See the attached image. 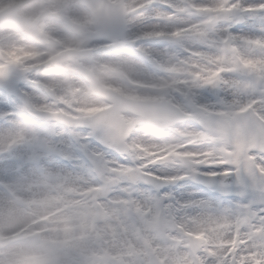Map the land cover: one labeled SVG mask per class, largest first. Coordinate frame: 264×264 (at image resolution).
I'll list each match as a JSON object with an SVG mask.
<instances>
[{
    "label": "snow or ice",
    "instance_id": "obj_1",
    "mask_svg": "<svg viewBox=\"0 0 264 264\" xmlns=\"http://www.w3.org/2000/svg\"><path fill=\"white\" fill-rule=\"evenodd\" d=\"M94 2L106 47L120 54L91 73L92 86L71 107L67 85L39 77L33 60L9 57L35 51L22 33L35 35L38 21L13 32L12 20H4L12 27L0 35V194L42 182L79 186L93 198L97 231L111 237L101 245L112 256L139 251L134 259L97 261L100 248L85 241L65 246L66 255L48 249L43 264H264V0H145L134 21L125 0ZM150 41L168 47L156 50L146 46ZM65 66L57 60L52 70ZM109 73L128 82L125 98L107 115L77 112L94 92L104 93ZM124 107L136 110L145 135H118L113 116ZM31 118L51 122L50 130L42 132ZM173 133L196 137L198 145L182 151L212 153L208 162L149 163L135 150L136 144L164 147ZM240 141L248 146L242 153ZM24 145L42 152L29 154ZM73 156L82 167L73 166ZM229 178L258 199L231 204L232 197L209 190H202L208 199H177L138 189L142 182L164 189L186 180L223 186ZM188 187L195 185L182 186Z\"/></svg>",
    "mask_w": 264,
    "mask_h": 264
},
{
    "label": "clouds",
    "instance_id": "obj_2",
    "mask_svg": "<svg viewBox=\"0 0 264 264\" xmlns=\"http://www.w3.org/2000/svg\"><path fill=\"white\" fill-rule=\"evenodd\" d=\"M129 4L128 16L135 20L142 15L145 0H125ZM4 9V4L0 3V10ZM21 9L44 10L43 17L36 25V34L22 36L29 48L35 51L28 53L26 50L19 49L15 55L24 57V59L33 60L36 66L41 70L37 73L39 77L46 81H57L65 84L69 88V107L77 96L90 88L93 84L91 73L100 67H104L111 61L114 55L120 53L116 50L106 47L108 43L107 30L98 26L94 16L96 4L94 0H25ZM9 26L3 25L0 30L8 31ZM129 27H135L131 23ZM182 30L172 32L174 36L180 35ZM163 33H157L162 35ZM187 44H195L190 38ZM76 45H79L77 47ZM53 48L55 50H53ZM64 61L65 67L58 70H52L54 61ZM109 82L107 92L109 96L91 95L87 97L89 103L76 108L77 112L86 115H107L111 111L112 104L118 103L124 99V93L128 89V82L120 80L115 73H109ZM141 87H154L144 85ZM111 97V103L109 102ZM122 115L127 120L135 119V114L131 111H125ZM149 130L143 128L129 127L124 139L130 136H143Z\"/></svg>",
    "mask_w": 264,
    "mask_h": 264
},
{
    "label": "rangeland",
    "instance_id": "obj_3",
    "mask_svg": "<svg viewBox=\"0 0 264 264\" xmlns=\"http://www.w3.org/2000/svg\"><path fill=\"white\" fill-rule=\"evenodd\" d=\"M25 2V0H0V3L4 4V9L0 10V29L3 28L4 25V20L5 19H11L13 22V28L12 31L14 32L17 27L20 25H25V26H31L35 24L37 21H39L43 15H41V10H35V9H30L29 12L23 16L21 12H19V7ZM46 2V0H44ZM1 31V30H0ZM2 33V32H1ZM255 34V33H249ZM159 44V48H166L168 47V42L166 41H150ZM16 53V51H15ZM14 52L9 53L10 59L14 61H19L17 56L15 55ZM28 53H25V57H27ZM107 94V86H105V91L104 93H93V95H106ZM131 100H134L135 98H130ZM125 112V111H124ZM122 115V113H121ZM36 125L40 128L42 132H47L50 130L51 122L45 121V120H40L39 118H31ZM122 119V117H121ZM124 122L129 123L132 127H135L138 121L135 119L132 120H127V119H122ZM172 136L174 137L173 141H176L178 137H183L180 136L178 133H173ZM184 138V137H183ZM194 140L198 141L196 137H192ZM240 148L238 149L239 153H242L243 151L247 150V145L243 141L239 142ZM22 148H25L28 150L29 154L33 153H41L42 150L39 148V146H20ZM138 145H135V150L141 152L139 150ZM224 155H237L238 153H227L224 152ZM212 153L209 152H200V155L197 156H192V155H182L178 154L175 150L173 145H169L166 150L163 152V160H172V159H177V160H189V161H197V162H208L210 156ZM41 158H47L46 155H41ZM62 158V157H61ZM77 161L80 163L79 157L73 156L72 161ZM149 161V160H148ZM160 162V161H159ZM82 165V164H81ZM83 166V165H82ZM67 171H71V169H67ZM5 183V182H2ZM184 185H195V187H188L186 190L182 188ZM30 191L35 190V187L40 190L41 194H36L38 197L37 200H35V204L33 207H31V204L25 205V201H22V195L18 194H13L11 196H6L4 195L3 198L14 203L16 207H24L25 212H26V217L24 220L18 224H16L14 227H12V230H16L20 226L22 227L23 224H25L29 220H33L34 218H39L40 216H44V214H47L50 209L54 208H60L59 202H57L55 205L47 208H42L43 202L45 199V193L48 195V197L53 198V196L56 198H59L60 201L63 203L62 209L63 212H67V215L71 217V225L72 228H74V234L73 236H70L67 238V244L72 245H80L81 247L84 246V242L88 241L91 245L96 246L97 248H100L99 254L95 255V259L97 261H104L108 259H118L121 257V255L126 256L129 259H134L136 258V254L138 253V249L134 248H129L125 253L120 254L117 253L116 256H112L104 246L101 245L100 241H103V245H108L109 240L111 237L108 239H105V237L97 231L98 227V220H97V215L95 214V211L93 210V198L91 197L90 193L87 191H81L79 190V186H73L70 187L69 189H64L63 186L61 185H49L47 182H42L39 184H34L32 186H27ZM64 189V191H63ZM138 189L141 193H147L149 195H155L157 192H162V191H167L172 193L173 195L176 196L177 199H186L189 194H195L197 199H208V196L204 193L202 190H209V191H215L218 192L220 195H227L229 197H232L231 199V204H238L241 201L247 199V200H253V199H258V194L254 192H249L247 190H243L241 188H228V187H207V186H198L197 184L193 183L192 181H180L176 182L175 184L172 185H166L164 189H157L152 185H149L147 183H141L138 185ZM37 190V191H38ZM35 196V194H34ZM40 196V197H39ZM43 196V197H42ZM46 200V199H45ZM10 204V203H9ZM49 203H46L44 205H48ZM80 205V206H79ZM57 206V207H56ZM49 225H38L37 227H34V231L28 234L27 237L34 238L36 237L39 238L41 236V232L43 233L44 231L49 232ZM20 229V228H19ZM3 231V230H2ZM19 230L16 231V233L13 232L12 237L6 240L0 241V256H2V261L5 260V256L10 255L9 250L13 245H15L21 238V235H19ZM203 239V238H201ZM40 240L41 245L43 244L45 246V251L43 255L41 254L40 256L37 255L36 263L37 264H43V259L46 258L47 255V250L50 248H56L57 250L59 249L58 247H55L54 243L51 242L50 240H44L42 239H37ZM14 242V243H13ZM12 245V246H11ZM10 246V247H9ZM59 251V250H58ZM60 252V251H59ZM41 257H44L41 259ZM9 261L5 260L3 261V264H8ZM2 264V263H0Z\"/></svg>",
    "mask_w": 264,
    "mask_h": 264
},
{
    "label": "bare ground",
    "instance_id": "obj_4",
    "mask_svg": "<svg viewBox=\"0 0 264 264\" xmlns=\"http://www.w3.org/2000/svg\"><path fill=\"white\" fill-rule=\"evenodd\" d=\"M57 2H62V0H57ZM30 9H25L22 10L21 7H19V12H21V14L26 15L29 12ZM2 32V33H1ZM5 31L1 30L0 31V35H2ZM148 47H153L156 50H159V44L157 43H152V42H148L147 45ZM15 53V52H14ZM17 56V58L20 60H23L24 57L18 56V55H14ZM107 75V74H105ZM122 119H126L123 115H121ZM147 138V137H146ZM199 141H196V139L194 140V138H186V137H178V139L176 141H173L171 143L166 144L164 147L159 146L158 143H149L147 145L145 144H136L138 145V149L141 150V153L144 154V156L149 160V163H156L159 161H164L163 160V152L166 150V148L169 145H173L174 150L179 154L182 155H192V156H197L200 155V152H192V151H182V149L186 148V147H191V146H195L198 145ZM43 159H47V158H43ZM74 167H82L81 163H78L77 161H73L72 162ZM71 169V168H69ZM51 170V169H50ZM72 170V169H71ZM56 171H62L61 169H56ZM63 171H67V169H63ZM2 182H5L3 180H0V184H2ZM32 186V185H31ZM77 187V186H76ZM70 187H64V189H69ZM63 189V191H64ZM35 187V190L30 191V189L28 187H23L21 189H19L15 194H21L22 195V201H25V205L31 204V207H33V205L35 204V200H37V196L36 194H41L40 190ZM17 194V196H19ZM35 194V196H34ZM3 194H0V241L2 240H6L9 239L10 237H12L13 232L16 233V231L19 230V228H23V226H25L26 224H28L29 222H32L33 220H29L27 221L25 224L22 225V227L20 226L19 228H17L16 230H12V227H14L16 224L22 222L24 220V218L26 217V212L24 207H16V205H14V203L11 201H9V203L7 202L6 199L3 198ZM45 199L43 202V206L41 209L43 208H47V207H51L53 205H55L57 202H59L60 204V208H54V209H50V211L47 213L48 216L45 217L44 221L41 223H37L34 227H37L38 225H49V232L44 231L43 233L41 232V236L37 239H42L44 238V240H50L51 242L54 243L55 247H58L59 251L61 254H67L68 249L65 247L69 244H67V238L70 236H73L74 234V228H72L71 225V217H69L67 215V212L65 211V213L63 212L62 209V205L63 203L60 201L59 198H55L53 196V198L48 197V195L45 193ZM42 196V197H43ZM40 197V196H39ZM46 203H49L48 205H44ZM80 206V205H79ZM34 227L30 226L28 228L25 229V231H21L19 230V235H21V238L19 241H16L17 243L15 245H11L12 247L9 249L11 250L10 255L9 256H5L3 258H5V260L9 261L8 264H37L36 263V259H37V255H43L44 253V249L45 246L42 244L41 245V241L37 240L36 237L34 238H30L26 236H28V234H30L31 232H33ZM3 230V231H2ZM11 239V238H10ZM14 243V242H13ZM112 247H116L115 243L113 242L111 244ZM10 247V246H9ZM44 257H41V259H43ZM3 260V261H5ZM45 259H43L44 261ZM2 261V256H0V263L3 264Z\"/></svg>",
    "mask_w": 264,
    "mask_h": 264
},
{
    "label": "water",
    "instance_id": "obj_5",
    "mask_svg": "<svg viewBox=\"0 0 264 264\" xmlns=\"http://www.w3.org/2000/svg\"><path fill=\"white\" fill-rule=\"evenodd\" d=\"M134 103H135V101L129 100V105L134 104ZM124 110L131 111L136 116V110L134 108H131V107H124L119 112L114 114L113 120H114V123H115V126H116L117 133L120 136L126 135L127 129L130 127L129 123H125V122L123 123L122 119H120V113L122 111H124ZM194 182H197V181H194ZM206 185H208V184H206ZM210 186H212V185H210ZM225 186H232V187L238 186V187H240L239 185H237L234 182H232L231 178L228 179V181L226 182ZM240 188H242V187H240ZM249 191H251V190H249ZM97 220H99V217L97 218Z\"/></svg>",
    "mask_w": 264,
    "mask_h": 264
}]
</instances>
